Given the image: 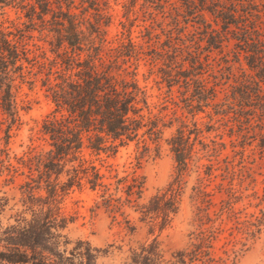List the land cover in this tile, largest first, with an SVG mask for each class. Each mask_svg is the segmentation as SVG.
<instances>
[{
	"label": "rangeland",
	"instance_id": "1",
	"mask_svg": "<svg viewBox=\"0 0 264 264\" xmlns=\"http://www.w3.org/2000/svg\"><path fill=\"white\" fill-rule=\"evenodd\" d=\"M215 2L226 12L237 7L239 14L255 20L264 35V0ZM19 5L0 4V21L6 30L24 35L31 57L49 63L56 57V33L49 23L36 17L32 20L27 9ZM76 5L79 8L75 11L80 14L81 0H76ZM89 5L92 7L84 14L89 21L82 27L88 40L93 38L99 44L101 37L106 39V58L118 49L127 51L130 42L136 45L140 56L124 67L128 71L136 68L139 84L149 95L151 116L161 119L162 133L158 155L156 144L145 136L139 143L119 147L115 154L97 155L85 149L86 157L99 167L103 165L101 169L107 174L106 166L111 164L119 176L132 172L140 176L145 181L141 202L160 190L171 189L177 162L169 140L182 125L186 136H190L192 159L182 177L180 210L171 225L162 230L155 221H143L139 213L125 208L136 227L134 233H129L125 215L113 217V213L98 207V191L87 184L75 188L63 204L64 210L76 217L65 231L72 240L70 247L77 241L88 242L97 264H129L132 248L156 239L170 258L188 244L190 233L199 227L198 208L208 207L212 221L206 219L201 227L214 224L222 230L215 256L227 259L226 264H264V68H253L254 64L260 65V60L249 51L252 48L240 42L243 30L232 25L229 32L225 31L217 11H198L199 0L84 3L85 7ZM95 8L103 14L100 35L90 33L95 29L92 25L100 20ZM220 36L223 42H219ZM260 55L264 62V52ZM32 70L36 72L38 67ZM29 76L33 83L21 84L18 93L19 104L24 107L20 112L22 123L12 130L8 147L0 140V150L8 149L0 151V160H4L0 163V195L9 199L0 214V264H33L8 262L11 247L3 234L17 223L25 208L19 187L28 170L20 166L18 158L50 148L42 123L54 106L42 85L44 74ZM3 135L0 129V137ZM147 145L149 150L145 149ZM9 163L20 169L10 172L6 168ZM200 183L206 187L211 204L196 198L195 189Z\"/></svg>",
	"mask_w": 264,
	"mask_h": 264
},
{
	"label": "trees",
	"instance_id": "2",
	"mask_svg": "<svg viewBox=\"0 0 264 264\" xmlns=\"http://www.w3.org/2000/svg\"><path fill=\"white\" fill-rule=\"evenodd\" d=\"M88 1L91 4L97 0H81L79 14L75 11L79 8L76 0H37L36 3L0 0L2 6L20 4L32 20L36 17L49 23L57 35L56 57L46 63L37 56L31 57L32 51L24 35L6 30L0 21V129L4 132L0 140L5 147L9 145L12 130L22 123L20 112L24 107L19 104L18 93L21 84L33 83L29 75L44 74L42 85L46 86L47 96L54 106L42 123L50 148L18 158L20 166L28 170L19 187L25 208L17 223L3 231L5 242L11 247L8 262L97 264L88 242L77 241L71 248L72 240L65 233L76 217L64 210V201L75 188L84 184L99 192L98 207H104L113 217L118 213L125 215V228L129 233H134L136 227L125 208L139 213L143 221H155L160 230L170 226L180 210L182 177L190 169L192 159L190 136H186L184 125L169 140L177 162L175 181L171 189L158 191L146 202L140 201L145 181L135 172L119 176L118 170L110 164L106 166L107 174L101 169L103 165L99 167L86 157L85 149L97 155L101 152L115 154L119 147L134 141L139 143L145 136L156 144L158 155L162 133L161 119L151 116L149 95L139 84L136 68L128 71L124 67L130 59L140 56L136 45L130 42L127 51L118 49L106 58L103 54L106 39L101 37L99 44L93 38L88 40L82 27L89 21L84 16L92 7L84 6ZM205 9L217 11L216 16L223 22L225 31L229 32L232 25L243 30L240 42L252 48L249 51L260 60V65L254 64L253 68L263 69L260 54L264 52V35L255 20L239 14L235 6L228 8V12L218 9L215 0H199L198 11ZM95 10L100 20L92 25L95 29L90 33L100 35L103 14L100 9ZM49 14L51 17L47 19ZM218 39L223 42L222 36ZM34 66L38 71L33 72ZM28 67L31 68L27 71ZM148 147L145 149L149 150ZM20 166L9 163L6 168L15 173ZM195 195L202 203H212L203 183L196 187ZM8 202L6 196L0 195V214ZM207 210L208 207L198 208L199 227L190 233L188 244L174 251L170 258L154 239L132 248L129 264H226L227 259L215 256V244L222 230L214 224L201 227L212 221ZM27 212L30 217L26 216Z\"/></svg>",
	"mask_w": 264,
	"mask_h": 264
}]
</instances>
